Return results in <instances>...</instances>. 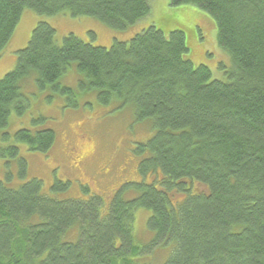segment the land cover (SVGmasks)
Masks as SVG:
<instances>
[{
	"label": "trees",
	"instance_id": "obj_1",
	"mask_svg": "<svg viewBox=\"0 0 264 264\" xmlns=\"http://www.w3.org/2000/svg\"><path fill=\"white\" fill-rule=\"evenodd\" d=\"M168 3L211 16L232 60L227 81L193 65L182 29L153 23L102 47L72 33L58 45L55 28L39 20L16 51L14 68L0 78V131L11 110L24 112L32 82L71 94L57 80L74 63L80 88L95 90L100 104L131 107L153 133L134 146L139 180L123 182L107 203L97 194L50 197L38 178L17 189L0 182V264H147L141 257L161 244L171 247L161 264H264V0ZM25 8L125 29L149 14L150 2L0 0V56ZM14 139L46 153L55 133L21 128ZM18 155L17 144L0 147L1 157ZM139 208L149 211L154 234L145 246L134 239Z\"/></svg>",
	"mask_w": 264,
	"mask_h": 264
},
{
	"label": "rangeland",
	"instance_id": "obj_2",
	"mask_svg": "<svg viewBox=\"0 0 264 264\" xmlns=\"http://www.w3.org/2000/svg\"><path fill=\"white\" fill-rule=\"evenodd\" d=\"M149 2V14L125 29L112 28L89 16L73 18L67 12L40 16L25 8L0 56V78L14 68L16 51L26 47L32 29L44 20L55 28L58 45L69 33L94 46L109 47L115 38L127 41L151 23L164 32L179 28L185 33L193 65L204 64L212 78L227 81L232 60L217 41L211 16L194 6H171L168 0ZM78 80L73 63L57 80L60 86L69 87L71 94L59 93L51 85L39 90L33 82L23 90L27 99L24 112L18 115L11 110L7 125L0 131V147H19L15 158L0 156V182L6 187L17 189L29 179L38 178L42 181V193L50 197L86 199L97 194L107 203L123 182L139 180L134 146L146 141L153 131L146 122L135 121L131 107L118 108L113 102L100 104L96 91L80 88ZM21 128L32 132L52 129L53 146L46 153L29 150L25 143L14 139V133ZM2 132L10 138L2 140ZM56 182L62 185L51 189ZM148 216L149 211L144 208L134 212V239L142 246L149 244L154 235L146 226ZM170 248L169 244L157 245L141 257V262L161 264Z\"/></svg>",
	"mask_w": 264,
	"mask_h": 264
},
{
	"label": "bare ground",
	"instance_id": "obj_3",
	"mask_svg": "<svg viewBox=\"0 0 264 264\" xmlns=\"http://www.w3.org/2000/svg\"><path fill=\"white\" fill-rule=\"evenodd\" d=\"M47 151V150H46ZM144 164V163H143ZM123 187V186H122ZM113 196V195H112ZM97 201V200H96ZM100 206V205H99ZM151 249V248H150Z\"/></svg>",
	"mask_w": 264,
	"mask_h": 264
}]
</instances>
